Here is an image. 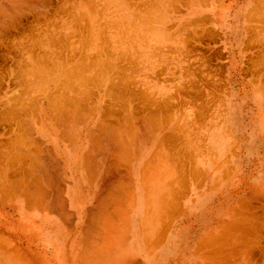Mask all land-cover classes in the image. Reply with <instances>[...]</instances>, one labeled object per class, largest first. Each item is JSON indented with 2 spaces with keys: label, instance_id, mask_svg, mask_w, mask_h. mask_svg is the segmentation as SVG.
Instances as JSON below:
<instances>
[{
  "label": "crops",
  "instance_id": "0c3cea01",
  "mask_svg": "<svg viewBox=\"0 0 264 264\" xmlns=\"http://www.w3.org/2000/svg\"><path fill=\"white\" fill-rule=\"evenodd\" d=\"M16 2L0 0V42L9 41L3 27L19 8ZM237 17L224 38L223 109H217L216 87L201 84L194 101L204 114L194 125L184 165L171 153L176 141L169 98H161L155 111L153 97L131 88L123 109L120 66L113 82L67 92L50 86L40 98L35 86L30 110L20 82L10 80V53L0 49V264H264V54L244 53L246 30ZM234 219L249 224L233 226ZM253 240H260L257 249Z\"/></svg>",
  "mask_w": 264,
  "mask_h": 264
},
{
  "label": "rangeland",
  "instance_id": "374dc122",
  "mask_svg": "<svg viewBox=\"0 0 264 264\" xmlns=\"http://www.w3.org/2000/svg\"><path fill=\"white\" fill-rule=\"evenodd\" d=\"M185 2L188 0H24L23 4L21 1L19 8L7 16L10 25L3 27L9 29V41L0 42V49L10 53V80L21 82V96L26 98V108L32 110L35 86L40 97L50 86L65 90L94 82H113L119 78L114 69L120 66L122 96L127 101L123 109L129 108L131 88L135 93L145 92L153 97L155 111L161 98H169L166 108L171 138L176 141L171 153L176 164L180 159L184 165L194 125L204 114V107L194 101L202 91L201 84L216 87L217 109H223L224 38L234 28L231 20L226 31L219 30L209 13L201 17L210 20L195 26L194 21L191 23L193 18L183 17ZM222 3L231 6L232 12L238 13L239 22L243 21L244 53L249 58L259 52L264 54V0ZM182 17L180 21L178 18ZM18 19L19 26H14ZM184 64L191 70H183ZM194 65L197 69H193ZM14 95L11 89L10 97ZM226 155H232L231 142ZM256 241H252L253 247H257Z\"/></svg>",
  "mask_w": 264,
  "mask_h": 264
},
{
  "label": "bare ground",
  "instance_id": "6f19581e",
  "mask_svg": "<svg viewBox=\"0 0 264 264\" xmlns=\"http://www.w3.org/2000/svg\"><path fill=\"white\" fill-rule=\"evenodd\" d=\"M20 1H22V0H20ZM181 1V0H180ZM185 1V0H184ZM257 1V0H256ZM13 2V1H12ZM15 2V1H14ZM18 2H19V0H18ZM223 2V0H188V2H185V3H187V5H186V7L184 6V8H185V14H184V18H193L192 19V21H191V23L194 21V24H196L195 26H197V25H199V24H205V22L204 21H208V20H210V19H208V20H203V18L202 19H200L201 18V16L204 14V13H209V16H210V18H211V20L212 21H215V23L217 22V27H218V29L219 30H223V31H226L227 29H228V26L230 27V21L232 20V17H233V15H234V13L232 12V10L230 9V6H224V4L222 3ZM32 3V2H31ZM184 3V4H185ZM34 4V3H33ZM214 4H217V6H220V8L219 9H211L210 8V6L211 5H214ZM259 4V3H258ZM257 4V5H258ZM36 5V4H35ZM257 5H254V6H257ZM3 6V5H2ZM9 6V5H8ZM24 6V5H23ZM203 6H205V8L203 7ZM209 6V7H208ZM261 6V5H260ZM12 7V6H11ZM10 7V8H11ZM16 7V6H15ZM27 7V6H26ZM263 7V6H262ZM260 8V7H259ZM14 9V8H13ZM249 10H251V9H249ZM6 10H4V11H2L1 10V13L3 12H5ZM248 11V10H247ZM255 11H259V9H257V10H255ZM254 11V12H255ZM260 11H261V9H260ZM13 12V11H12ZM250 12V11H249ZM262 12V11H261ZM253 13V12H252ZM260 13V12H259ZM6 14V13H5ZM17 14V13H16ZM3 15V14H2ZM255 15V14H254ZM257 15V14H256ZM259 15V14H258ZM257 15V16H258ZM260 16H262L261 14H260ZM255 17V16H254ZM263 17V16H262ZM259 18V17H258ZM258 18H256V19H258ZM264 18V17H263ZM251 20H252V18H251ZM258 20H260V19H258ZM264 21V20H263ZM183 23V22H182ZM182 23H180V24H182ZM187 23H190V22H187ZM263 23V22H262ZM2 24V23H1ZM183 24H186V22L185 23H183ZM193 24V25H194ZM207 24V23H206ZM260 24V23H259ZM192 25V26H193ZM186 26V25H185ZM190 26V25H189ZM188 26V27H189ZM201 26V25H200ZM264 26V25H263ZM185 28H187V27H185ZM184 28V29H185ZM230 29V28H229ZM196 30V29H195ZM258 30H259V28H258ZM201 32V31H200ZM258 32V31H257ZM193 33H195V32H193ZM260 33V32H259ZM255 34V33H254ZM202 35V34H201ZM264 51V50H263ZM162 54V53H161ZM255 56V55H254ZM263 56V55H262ZM199 60V59H198ZM259 63V62H258ZM263 64V63H262ZM185 66V65H184ZM201 66V65H200ZM185 68V67H184ZM190 70V69H189ZM260 70V69H259ZM39 72V71H38ZM27 74H28V70H27ZM36 74V73H35ZM38 74V73H37ZM67 74V73H66ZM32 75V74H31ZM34 75V74H33ZM33 75L31 76V77H33ZM42 76V75H41ZM23 77V76H22ZM36 77V76H35ZM40 77V76H39ZM62 77V76H61ZM262 77V76H261ZM59 79V78H58ZM33 80H35V78H33ZM24 81L25 82H27L25 79H24ZM36 81H37V79H36ZM41 81H43V79L41 80ZM51 81V80H50ZM55 81H57V80H55ZM76 81V80H75ZM256 81V80H255ZM33 82V81H32ZM62 82V81H61ZM66 82V81H65ZM65 82H63V83H65ZM21 83V82H20ZM37 83V82H36ZM35 83V84H36ZM56 83V82H55ZM67 83V82H66ZM31 84V83H30ZM47 85H48V83H47ZM67 85V84H66ZM70 85V84H69ZM263 85V84H262ZM60 86V85H59ZM63 86H65V85H63ZM202 86V85H201ZM261 86V85H260ZM262 87V86H261ZM60 88H62V87H60ZM78 89H80V88H78ZM78 89L76 90V91H78ZM264 89V88H263ZM24 90H25V88H24ZM66 90H68V89H66ZM65 90V91H66ZM261 90V89H260ZM64 91V90H63ZM64 91V92H65ZM69 91V90H68ZM75 91V92H76ZM63 92V93H64ZM67 92V91H66ZM71 92V91H70ZM72 93V92H71ZM78 93H79V91H78ZM68 94V93H67ZM75 94V93H74ZM44 96V95H43ZM71 96V95H70ZM264 96V95H263ZM54 96H51V98H53ZM40 98V97H39ZM68 98H69V96H68ZM76 104V103H75ZM88 105V104H87ZM86 105V106H87ZM93 104H91L90 106H92ZM155 105V104H154ZM67 106V105H66ZM65 106V107H66ZM95 107V106H94ZM62 108V107H61ZM68 108V107H67ZM88 108V107H87ZM90 109V108H89ZM93 109V108H92ZM65 111V110H64ZM70 111V110H69ZM73 112H74V109L72 110ZM79 111V110H78ZM89 111V110H88ZM91 111V110H90ZM127 111V110H126ZM36 112V111H35ZM71 112V111H70ZM72 112V113H73ZM59 113V112H58ZM57 113V114H58ZM84 113V112H83ZM56 114V113H55ZM60 114V113H59ZM132 114V113H131ZM29 115V114H28ZM65 115V114H64ZM63 115V116H64ZM67 115V114H66ZM90 115V114H89ZM89 115H88V117H89ZM92 115V114H91ZM125 115V114H124ZM70 116V115H69ZM80 116H81V114H80ZM114 116V115H113ZM112 116V117H113ZM132 116V115H131ZM26 117V116H25ZM61 117V116H60ZM127 117V116H126ZM53 118V117H52ZM58 118V120H59V116L57 117ZM67 118V117H66ZM68 118H70V117H68ZM80 118V117H79ZM128 118V117H127ZM29 119V118H28ZM78 119V118H77ZM84 119H85V117H84ZM83 119V120H84ZM126 118H124V120H125ZM61 120H62V118H61ZM65 120V119H64ZM68 120V119H67ZM122 120V119H121ZM126 120H128V119H126ZM142 120V119H141ZM60 121V120H59ZM80 121V120H79ZM85 121V120H84ZM123 121V120H122ZM23 122V121H22ZM66 122H68V121H66ZM64 123H65V121H64ZM77 123V122H76ZM75 123V124H76ZM81 123H83L82 121H81ZM100 123V122H99ZM117 123V122H116ZM122 123V122H121ZM124 123V122H123ZM25 124V123H24ZM36 124V123H35ZM79 124V123H78ZM101 124V123H100ZM62 125V124H61ZM83 125V124H82ZM103 125V124H102ZM125 125H126V123H125ZM129 125V124H128ZM127 125V126H128ZM151 125V124H150ZM153 125V124H152ZM156 126V125H155ZM31 127V126H30ZM102 127V126H101ZM129 127V126H128ZM143 127V126H142ZM65 128V127H64ZM72 128H74V127H72ZM134 128V127H133ZM89 129H91V128H89ZM105 129V128H104ZM115 129H116V127H115ZM117 129H119V126H117ZM122 129H123V127H122ZM129 129H131V127H129ZM155 129V128H154ZM32 130V129H31ZM110 130V129H109ZM125 130V129H124ZM140 130V129H139ZM17 131V130H16ZM93 131V130H92ZM102 131V130H101ZM117 131V130H116ZM127 131V130H126ZM135 131V130H134ZM133 131V132H134ZM154 131V130H153ZM73 132H74V130H73ZM94 132V131H93ZM100 132V131H99ZM111 132V131H110ZM115 132V131H114ZM113 132V133H114ZM128 132V131H127ZM30 133V132H29ZM28 133V134H29ZM116 133V132H115ZM129 133V132H128ZM127 133V134H128ZM143 133V132H142ZM23 134V133H22ZM71 134H72V132H71ZM122 134V133H121ZM123 134H125V133H123ZM132 134V133H131ZM149 134V133H148ZM153 134H154V132H153ZM88 133H87V137H88ZM130 135V133L127 135V137ZM150 135V134H149ZM23 136H25V135H23ZM73 136V135H72ZM75 136V135H74ZM111 136V135H110ZM116 136H117V134H116ZM148 136V135H147ZM17 137V136H16ZM64 137V136H63ZM118 137V136H117ZM117 137H115L116 138V140L115 141H117V140H119V139H117ZM23 138V137H22ZM26 138V137H25ZM73 138V137H72ZM85 138H86V135H85ZM110 138V137H109ZM111 138H112V136H111ZM149 139H150V137H148ZM63 139V138H62ZM74 139V138H73ZM144 139V138H143ZM162 139V138H161ZM10 140V139H9ZM13 140V139H12ZM16 140V139H15ZM19 140V139H18ZM24 140V139H23ZM31 140V139H30ZM87 140H88V138H87ZM90 140V139H89ZM105 140V139H104ZM14 141V140H13ZM120 141V140H119ZM118 141V142H119ZM131 141V140H130ZM136 141V140H135ZM160 141V140H159ZM158 141V144L160 143ZM12 142V141H11ZM16 142V141H15ZM19 142V141H18ZM24 142V141H23ZM64 142V141H63ZM73 142V141H72ZM120 142H122V141H120ZM163 142V141H162ZM27 143V142H26ZM149 143V142H148ZM147 143V144H148ZM157 143V142H156ZM13 144V143H12ZM121 144V143H120ZM127 144V143H126ZM131 144V143H130ZM164 144V143H163ZM16 145H17V143H16ZM89 145V144H88ZM91 145V144H90ZM113 145H116V144H113ZM132 145V144H131ZM146 145V144H145ZM35 146V145H34ZM69 146V145H68ZM107 146V145H106ZM19 147V146H18ZM29 147H31V146H29ZM99 147V146H98ZM105 147V146H104ZM114 147V146H113ZM118 147V146H117ZM127 147V146H126ZM157 147V146H156ZM103 148V147H102ZM1 149V148H0ZM21 149V148H20ZM23 149V148H22ZM93 149V148H92ZM95 149V148H94ZM134 149H136V148H134ZM157 149H158V147H157ZM157 149H154V150H157ZM163 149V148H162ZM1 150H3V149H1ZM11 150V149H10ZM27 150V149H26ZM46 150V149H45ZM89 150H91V149H89ZM98 150V149H97ZM107 149H105V151H106ZM5 151V150H4ZM50 151V150H49ZM93 151V150H92ZM123 151H125V150H123ZM28 152V151H27ZM35 152V151H34ZM41 152V151H40ZM129 152H130V150H129ZM159 152V151H158ZM157 152V153H158ZM118 153V152H117ZM124 154H126L125 152H123ZM153 153V152H152ZM155 153V152H154ZM33 154V153H32ZM101 154H103V153H101ZM105 154H107V153H105ZM104 154V155H105ZM120 154V153H119ZM166 154V153H165ZM13 155V154H12ZM91 155V154H90ZM89 155V156H90ZM123 155V154H122ZM152 155V154H151ZM155 155V154H154ZM157 155V154H156ZM22 156V155H21ZM34 156V155H33ZM108 156V155H107ZM161 156H162V154H161ZM160 156V158L162 159V157ZM13 157V156H12ZM36 157V156H35ZM83 157H85L84 155H83ZM82 157V158H83ZM119 157H121V156H119ZM126 156L124 155V158H125ZM153 157V156H152ZM19 158V157H18ZM30 158V157H29ZM105 158V157H104ZM123 158V157H122ZM164 158V157H163ZM13 158H11L10 160H12ZM89 159V158H88ZM94 159V158H93ZM41 160V159H40ZM95 160V159H94ZM93 160V161H94ZM105 160H106V158H105ZM121 160V159H120ZM154 160V159H153ZM152 160V161H153ZM32 161H33V159H32ZM43 161V160H42ZM54 161V160H53ZM57 161V160H56ZM85 161H86V159H85ZM124 161V160H123ZM11 162V161H10ZM29 162V161H28ZM31 162V161H30ZM50 162V161H49ZM86 162H88L89 163V161H86ZM130 162V161H129ZM147 162V161H146ZM149 162V161H148ZM24 163V162H23ZM37 163V162H36ZM95 163V162H94ZM149 163H151V160H150V162ZM12 164V163H11ZM30 164V163H29ZM44 164V163H43ZM53 164V163H52ZM107 164V163H106ZM28 165V164H27ZM89 165V164H88ZM108 165V164H107ZM150 165H152V164H150ZM21 166V165H20ZM38 166V165H37ZM109 166V165H108ZM111 166V165H110ZM16 167V166H15ZM28 167V166H27ZM107 167V166H106ZM144 167V166H143ZM42 168V167H41ZM118 168V167H117ZM32 169V168H31ZM105 169V168H104ZM193 169V168H192ZM2 170V169H1ZM13 170V169H12ZM29 170V169H28ZM109 170V169H108ZM88 171V170H87ZM91 171V170H90ZM14 172V171H13ZM27 172V171H26ZM30 172V171H29ZM60 172V171H59ZM107 172V171H106ZM33 173V172H32ZM31 173V174H32ZM35 173V172H34ZM58 173V172H57ZM4 174V173H3ZM1 175H2V173H1ZM57 175V174H56ZM60 175V174H59ZM195 175V174H194ZM48 176V175H47ZM88 176V175H87ZM3 177V176H2ZM43 177V176H42ZM59 177V176H58ZM205 177V176H204ZM62 178V177H61ZM21 179V178H20ZM193 179H195V178H193ZM15 180V179H14ZM27 180H28V178H27ZM60 180V179H59ZM62 180V179H61ZM29 181V180H28ZM171 181H173V180H171ZM170 181V182H171ZM9 182V181H8ZM12 182V181H11ZM61 182V181H60ZM92 182V181H91ZM187 182V181H186ZM19 183V182H18ZM25 183V182H24ZM2 184V183H1ZM10 184V183H9ZM26 184V183H25ZM33 184V183H32ZM37 184V183H36ZM36 184H34V185H36ZM172 184H173V182H172ZM182 184V183H181ZM181 184L179 185V186H181ZM169 185V184H168ZM11 186V185H10ZM23 186V185H22ZM38 186V185H37ZM164 186H165V184H164ZM167 186V185H166ZM30 187V186H29ZM169 189L171 188L170 186H167ZM173 187V186H172ZM17 188V187H16ZM25 188V187H24ZM121 188V187H120ZM182 188V187H181ZM173 189V188H172ZM16 190V189H15ZM118 190V189H117ZM121 190V189H120ZM119 190V191H120ZM257 190V189H256ZM24 191V190H23ZM28 191V190H27ZM34 191V190H33ZM177 191V190H176ZM262 191V190H261ZM7 192V191H6ZM121 192V191H120ZM260 192V191H259ZM24 193V192H23ZM34 193V192H33ZM40 193V192H39ZM57 193V192H56ZM187 193V192H186ZM22 194V193H21ZM119 194V193H118ZM180 194V193H179ZM255 194V193H254ZM31 195V194H30ZM48 195V194H47ZM116 195V194H115ZM172 195H173V193H172ZM176 195V194H175ZM175 195H174V197H175ZM178 195V194H177ZM180 195H182V194H180ZM171 197V196H170ZM180 197V196H179ZM31 198V197H30ZM171 198H173V197H171ZM176 198V197H175ZM102 199V198H101ZM31 200H33V199H31ZM62 200V199H61ZM60 200V201H61ZM120 200V199H119ZM171 200V199H170ZM169 200V201H170ZM175 200V199H174ZM174 200H172V202L174 201ZM177 200V199H176ZM180 200V199H179ZM241 200V199H240ZM239 200V201H240ZM243 201H245L244 199H242ZM241 200V201H242ZM28 201V200H27ZM36 201V200H35ZM109 201V200H108ZM163 201V200H162ZM41 202V201H40ZM176 202V201H175ZM175 202H174V206H175ZM238 202V201H237ZM179 203V202H178ZM37 204V203H36ZM262 204V203H261ZM107 205V204H106ZM170 205H172V204H170ZM240 205V204H239ZM123 206V205H122ZM164 206V205H163ZM257 206V205H256ZM259 206V205H258ZM162 207V206H161ZM172 207V206H171ZM177 207V206H176ZM163 208V207H162ZM173 208V207H172ZM160 209V208H159ZM166 209V208H165ZM231 209V208H230ZM260 209V208H259ZM161 210V209H160ZM169 210V209H168ZM176 210H177V208H176ZM231 210H234L233 209V207H232V209ZM230 210V211H231ZM243 210V209H242ZM253 210V209H252ZM256 211V210H255ZM101 212V211H100ZM113 214V213H112ZM160 214V213H159ZM236 214V213H235ZM247 214V213H246ZM245 214V215H246ZM263 214V213H262ZM233 215H234V213H233ZM258 215V214H257ZM232 216V215H231ZM244 216V215H243ZM176 217V216H175ZM232 217H234V216H232ZM242 217V216H241ZM230 219V218H229ZM232 219V218H231ZM239 219V218H238ZM238 219H234L235 221H234V224H233V226H236L235 224H236V221L237 222H239L238 221ZM251 219H254V218H251ZM245 221H246V219H244ZM243 220V221H244ZM249 220H250V218H249ZM171 221V220H170ZM242 220L240 219V222H241ZM244 221V222H245ZM247 221H248V219H247ZM246 221V222H247ZM252 221V220H251ZM258 221H259V219H258ZM231 222H233V221H231ZM239 222V224L238 225H241V226H239L240 228L242 227V225L246 228V226H245V223L244 222H242V224ZM264 222V221H263ZM95 223V222H94ZM219 223H221V222H219ZM229 223V222H228ZM259 223H261L262 224V222H261V218H260V221H259ZM168 224V223H167ZM226 224V223H225ZM246 224H249V222H247ZM264 224V223H263ZM231 225H232V223H231ZM238 225H237V227H238ZM165 226V225H164ZM219 226V225H218ZM224 226V225H223ZM261 226V225H260ZM227 227V226H226ZM237 227H235V229L237 228ZM238 227V228H239ZM255 227V226H254ZM254 227L252 226V229H254ZM263 228H264V225L262 226ZM230 228V227H229ZM234 228V227H233ZM232 228V229H233ZM237 228V229H238ZM240 228H239V233L240 232H242V234H244L245 232L242 230V231H240ZM248 228H250V231L252 230L251 229V226L249 227L248 226ZM259 227H257V228H255V229H258ZM228 229V228H227ZM227 229H225V230H227ZM242 229H244V228H242ZM254 229V230H255ZM262 229V228H261ZM101 230V229H100ZM165 230H166V228H165ZM225 230H222L223 232L225 231ZM254 230H253V233H254ZM259 230V229H258ZM96 231V230H95ZM245 231H246V229H245ZM244 232V233H243ZM259 232V231H258ZM164 233V232H163ZM255 233H256V230H255ZM94 234V233H93ZM99 234V233H98ZM250 234V233H249ZM219 235H220V233H219ZM230 235V234H229ZM240 235V234H239ZM238 235V238L240 237ZM243 236H246V234L245 235H243ZM242 235H241V237H243ZM217 237V236H216ZM230 237V236H229ZM232 237V236H231ZM236 238L235 239H237V236H235ZM249 237V236H248ZM257 237V236H256ZM91 238V237H90ZM220 238V237H219ZM224 238V237H223ZM254 238V237H253ZM220 240H221V238H220ZM225 240V239H224ZM239 240V239H238ZM243 240V239H242ZM247 240V239H246ZM215 241V240H214ZM223 241V240H222ZM198 242H199V240H198ZM220 242V241H219ZM218 242V243H219ZM227 242H229V241H227ZM241 242V241H240ZM243 242V241H242ZM257 242V241H256ZM259 242H260V240H259ZM259 242H258V246H259ZM213 243V242H212ZM223 244H224V242H222ZM238 243V242H237ZM248 243V242H247ZM253 243V242H252ZM251 243V244H252ZM203 244V243H202ZM215 244V243H214ZM220 244V243H219ZM218 244V245H219ZM222 245V244H221ZM245 245V244H244ZM248 245V244H247ZM249 245H250V243H249ZM257 245V244H256ZM262 245V244H261ZM205 246V245H204ZM238 246V245H237ZM243 246V245H242ZM241 246V247H242ZM263 246V245H262ZM199 247V246H198ZM202 247V246H201ZM222 247V246H221ZM235 247H236V245H235ZM249 247V246H248ZM250 247H252V245L250 246ZM249 247V248H250ZM204 248V247H203ZM225 248H227V246H225ZM230 248V247H229ZM234 248V247H233ZM243 248V247H242ZM255 248L257 249V247L255 246ZM219 249V248H218ZM245 249V248H244ZM262 249H264V248H262ZM198 250H200L199 248H198ZM234 250V249H233ZM239 250V249H238ZM237 250V251H238ZM242 250V249H241ZM250 250H254L253 248L252 249H250ZM259 251L261 250V248L260 249H258ZM209 252V251H208ZM216 252V251H215ZM239 252V251H238ZM242 252V251H241ZM207 253V252H206ZM223 253V252H222ZM231 253H233V252H231ZM203 254V253H202ZM205 254V253H204ZM238 254V253H237ZM241 254V253H240ZM199 255H200V253H199ZM208 255V254H207ZM212 256L214 255V256H216L215 255V253L213 254H211ZM219 255H221V254H219ZM225 255V254H224ZM228 255H230V254H228ZM249 255H250V253H249ZM209 256V255H208ZM233 256V255H232ZM218 257H220V256H218ZM222 257V256H221ZM220 257V258H221ZM236 257V256H235ZM240 257V256H239ZM238 257V258H239ZM250 257H252V256H250ZM204 258H207V257H204ZM203 258V259H204ZM246 258V257H245ZM248 258V257H247ZM256 259H257V257H255ZM254 258V259H255ZM210 259V258H209ZM234 259V258H233ZM251 259V258H250ZM254 259L252 260V261H254ZM260 259H262V258H260ZM205 260H207V259H205ZM213 260V259H212ZM223 260V259H222ZM236 260V259H235ZM244 260V259H243ZM246 260V259H245ZM234 261V260H233ZM250 261V260H249ZM260 261H262V260H260ZM214 262V261H213ZM246 262H247V260H246ZM255 262V261H254ZM263 262H264V260H263ZM205 263V262H204ZM203 263V264H204ZM211 263V262H210ZM224 263V262H223ZM222 263V264H223ZM250 263V262H249ZM261 264H262V262H260ZM197 264V263H196ZM213 264H215V262L213 263ZM251 264H254V263H251Z\"/></svg>",
  "mask_w": 264,
  "mask_h": 264
}]
</instances>
